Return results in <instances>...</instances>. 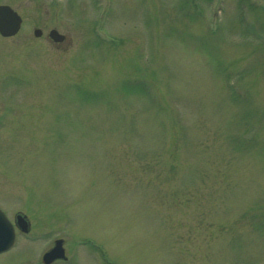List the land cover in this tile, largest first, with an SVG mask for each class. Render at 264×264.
<instances>
[{
  "label": "rangeland",
  "instance_id": "rangeland-1",
  "mask_svg": "<svg viewBox=\"0 0 264 264\" xmlns=\"http://www.w3.org/2000/svg\"><path fill=\"white\" fill-rule=\"evenodd\" d=\"M0 5V264H264V0Z\"/></svg>",
  "mask_w": 264,
  "mask_h": 264
},
{
  "label": "water",
  "instance_id": "water-1",
  "mask_svg": "<svg viewBox=\"0 0 264 264\" xmlns=\"http://www.w3.org/2000/svg\"><path fill=\"white\" fill-rule=\"evenodd\" d=\"M22 24V17L13 8L8 5H0V34L3 37L10 38L17 35L22 28ZM41 35L42 32L40 30L35 31L36 37H40ZM50 38L56 43H62L65 40V37L55 30L51 32ZM23 223L26 225L25 221L21 220V227ZM22 229L25 233L29 232V230ZM14 244V227L0 210V254L10 250ZM57 260H67L63 240H57L54 247L43 256L42 261L43 264H53Z\"/></svg>",
  "mask_w": 264,
  "mask_h": 264
},
{
  "label": "flooded vegetation",
  "instance_id": "flooded-vegetation-1",
  "mask_svg": "<svg viewBox=\"0 0 264 264\" xmlns=\"http://www.w3.org/2000/svg\"><path fill=\"white\" fill-rule=\"evenodd\" d=\"M36 30H40L41 32H42V30L41 29H35V31ZM21 31H22V28H21V30L19 31V33L17 34V35H19L20 33H21ZM34 31V32H35ZM52 31H54V30H51L50 32H49V38H50V34H51V32ZM16 35V36H17ZM0 36L1 37H3L1 34H0ZM15 36V37H16ZM41 36H43V32H42V35ZM40 36V37H41ZM4 39H9V38H5V37H3ZM12 38H14V37H12ZM54 45L56 44V45H59V43H56V42H54L53 40L51 41ZM68 42V38L66 37V39L62 42V43H67ZM61 43V44H62ZM1 104V103H0ZM21 108H23V107H21ZM9 113V114H8ZM12 113V114H11ZM26 113V111H24V110H12V111H8V110H5L1 105H0V123L2 124V125H4V124H6V121H7V117H9V119H13L14 117H17V116H23L24 114ZM1 205V204H0ZM0 210L6 215V217L8 218V220H9V222L12 224V226L14 227V230H15V245H16V241H17V237H18V235L19 236H23V237H25V236H29V235H31L32 233H33V224H32V222H31V219L30 218H28V215L27 214H24L23 212H17L15 215H14V217L13 218H10L9 217V215L7 214V212H4L2 209H1V207H0ZM21 220H24L25 221V223H26V225L23 223V225H22V227H21V225H20V222H21ZM29 225V226H28ZM22 228H24V229H26V230H29V233H24V231H23V229ZM56 241V240H55ZM55 241H54V243H55ZM65 245V244H64ZM15 247V246H14ZM53 247V246H52ZM13 249V248H12ZM11 249V250H12ZM51 249V248H50ZM49 249V250H50ZM10 250V251H11ZM10 251H8V252H10ZM8 252H6V253H8ZM47 252V251H46ZM45 252V253H46ZM44 253V254H45ZM5 254V253H4ZM58 262H62V261H56L55 263H53V264H56V263H58Z\"/></svg>",
  "mask_w": 264,
  "mask_h": 264
}]
</instances>
